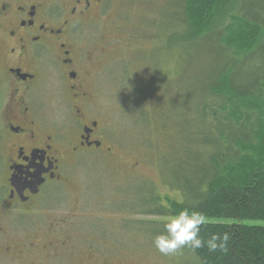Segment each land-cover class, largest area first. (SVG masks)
<instances>
[{"label": "rangeland", "instance_id": "obj_1", "mask_svg": "<svg viewBox=\"0 0 264 264\" xmlns=\"http://www.w3.org/2000/svg\"><path fill=\"white\" fill-rule=\"evenodd\" d=\"M233 1L248 12L264 11V0ZM182 4V0H116L95 26L78 35V43L94 61L88 65L95 99L89 115L101 123L111 155L85 157L83 164L67 173L66 183L57 186L53 210L37 214L34 222L33 218L23 222L25 227L31 222L33 228L54 225L69 232L77 251L76 263L197 264L187 248L175 256L161 255L153 240L164 231L169 217L140 212L182 202L178 188L187 174L196 170L200 178L212 166L210 153L202 156L209 146L202 149L198 138L192 146L196 157L187 165L181 143L178 152L177 146L173 149L181 139L180 128L210 130V117L202 124L196 109L201 100L198 89L213 71L217 56L215 38H201L193 44L184 41L185 28L178 21ZM217 23L212 26L214 33L221 28ZM229 26L232 31L237 25ZM100 36L107 41L99 43ZM206 49L212 55L201 57ZM234 63V72L251 83L259 66L256 61L239 58ZM183 87L194 94L190 104L180 96ZM43 98L52 116L58 106L51 97ZM210 99V103L203 100L213 106L218 103ZM181 120L184 124L179 128ZM144 199L149 203L143 204ZM230 222L206 219V223Z\"/></svg>", "mask_w": 264, "mask_h": 264}, {"label": "flooded vegetation", "instance_id": "obj_2", "mask_svg": "<svg viewBox=\"0 0 264 264\" xmlns=\"http://www.w3.org/2000/svg\"><path fill=\"white\" fill-rule=\"evenodd\" d=\"M114 1L0 0V264L78 259L69 232L23 222L53 210L57 186L85 157L111 155L89 115L94 61L78 35ZM44 96L58 106L52 116Z\"/></svg>", "mask_w": 264, "mask_h": 264}, {"label": "trees", "instance_id": "obj_3", "mask_svg": "<svg viewBox=\"0 0 264 264\" xmlns=\"http://www.w3.org/2000/svg\"><path fill=\"white\" fill-rule=\"evenodd\" d=\"M182 3L178 21L185 28L184 41L193 44L201 38L211 41L215 38L217 56L213 71L198 89L201 100L196 109L202 124L210 117L207 121L210 130L186 126L182 129L184 121L181 120L178 123L181 130L177 132H182V136L173 149L177 146L175 153L178 152L181 143L184 165H187L195 156L192 146L198 143V138L202 149L209 146L202 156L210 153L212 166L203 170L204 166L200 165L205 172L200 178L196 170L187 174L178 188L183 195L182 202L140 212L159 218L187 208L202 213L206 219L232 221L205 223L201 227L205 239L213 233L224 232L231 239L226 253L209 252L206 247L195 252L189 250L197 264H264V225L243 224L244 221L264 222V11L248 12L233 0H182ZM216 22L221 23V28L214 33L216 27L212 26ZM229 24L237 26L229 31ZM209 52L212 50L206 49L201 57ZM239 58L254 60L259 65L251 83L240 78L238 71L234 72V60ZM180 92L186 103L194 100L191 89L183 87ZM210 98L217 99L219 104H208ZM158 200L157 197L156 203ZM142 202L149 203L146 199Z\"/></svg>", "mask_w": 264, "mask_h": 264}, {"label": "clouds", "instance_id": "obj_4", "mask_svg": "<svg viewBox=\"0 0 264 264\" xmlns=\"http://www.w3.org/2000/svg\"><path fill=\"white\" fill-rule=\"evenodd\" d=\"M205 223L206 217L202 213L185 208L171 215L164 223V231L153 240L154 247L167 257L181 254L185 248L195 252L206 247L209 252L226 253L230 234L213 233L205 239L201 235V227Z\"/></svg>", "mask_w": 264, "mask_h": 264}]
</instances>
